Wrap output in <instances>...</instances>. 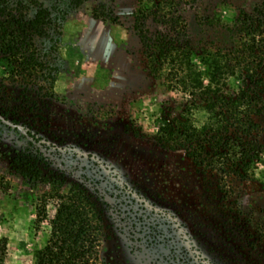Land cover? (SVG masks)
Instances as JSON below:
<instances>
[{
  "label": "trees",
  "instance_id": "16d2710c",
  "mask_svg": "<svg viewBox=\"0 0 264 264\" xmlns=\"http://www.w3.org/2000/svg\"><path fill=\"white\" fill-rule=\"evenodd\" d=\"M145 1L150 7L142 6ZM194 1L138 0L134 27L148 71L167 96L156 106V141L184 152L206 183L204 201L188 213V225L177 227L175 213L158 205V196L133 192L117 177L102 188L89 170L71 181L66 194L51 195L58 207L35 264H92L100 242L112 245L119 257H130L127 264H264V211L244 208L227 185L230 179L264 176V144L254 120L264 116V0L235 16L236 41L220 48L188 39L178 6ZM21 11L0 0V66L7 81L33 86L37 78L45 79L47 68L34 39L44 35L49 15L40 6L31 17ZM150 18L164 31L149 34ZM7 93L0 90V141L3 129L14 132L10 170L33 184L59 189L71 176L53 169L36 145L32 130L39 103L27 92L22 99ZM20 111L32 117L23 118ZM38 217H46L44 208ZM5 253L3 239L0 264Z\"/></svg>",
  "mask_w": 264,
  "mask_h": 264
},
{
  "label": "rangeland",
  "instance_id": "374dc122",
  "mask_svg": "<svg viewBox=\"0 0 264 264\" xmlns=\"http://www.w3.org/2000/svg\"><path fill=\"white\" fill-rule=\"evenodd\" d=\"M13 10L31 17L42 7L48 13L44 35L35 37L45 79L36 85L10 82L0 66V90L13 99L39 103L32 132L53 169L70 174L59 189L33 184L10 170L15 134L3 129L0 141V242L6 240L3 264H35L50 237V222L71 181L91 170L105 188L117 177L131 191L152 193L156 203L175 213L177 227L188 225V213L202 204L206 183L181 150L161 148L155 138L156 106L167 96L149 73L146 51L135 30L138 0H6ZM257 0H195L178 12L194 44L230 47L236 41L235 16L251 11ZM145 1L142 6L150 7ZM149 34L164 28L151 18ZM47 79V80H46ZM2 95V94H1ZM16 106L17 103H12ZM23 118L32 114L20 111ZM37 114V113H35ZM264 144V116L254 117ZM136 133L137 135H134ZM210 187H214L215 183ZM217 184V182H216ZM244 208L264 211V176L230 179ZM138 202V197L134 196ZM46 217L40 220L38 210ZM106 242L97 245L92 264H127Z\"/></svg>",
  "mask_w": 264,
  "mask_h": 264
}]
</instances>
